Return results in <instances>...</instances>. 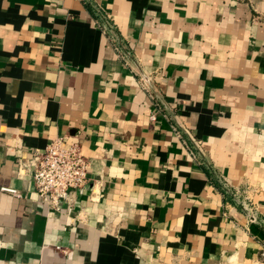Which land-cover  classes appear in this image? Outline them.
I'll use <instances>...</instances> for the list:
<instances>
[{
    "label": "crops",
    "instance_id": "0c3cea01",
    "mask_svg": "<svg viewBox=\"0 0 264 264\" xmlns=\"http://www.w3.org/2000/svg\"><path fill=\"white\" fill-rule=\"evenodd\" d=\"M58 136L89 167L56 211L32 174ZM263 250L264 0H0V264H264Z\"/></svg>",
    "mask_w": 264,
    "mask_h": 264
},
{
    "label": "built area",
    "instance_id": "2783aa9c",
    "mask_svg": "<svg viewBox=\"0 0 264 264\" xmlns=\"http://www.w3.org/2000/svg\"><path fill=\"white\" fill-rule=\"evenodd\" d=\"M104 28H110L107 22H104ZM115 48L120 57L124 56V48L121 45ZM135 72L138 75L139 86L152 100H156L157 91L150 77L151 74H146L140 67L136 68ZM150 119L155 120V113L150 115ZM175 133L178 134L176 129ZM34 153L35 164L32 174L34 190L43 203L59 211L61 204L69 205L75 190L86 184L88 160L82 154L78 141L66 143L61 136L53 138L43 149H37ZM5 190L15 193L14 189L6 188ZM241 207L250 213V208L246 207L244 200L241 201ZM260 256L264 259V250L261 251Z\"/></svg>",
    "mask_w": 264,
    "mask_h": 264
}]
</instances>
